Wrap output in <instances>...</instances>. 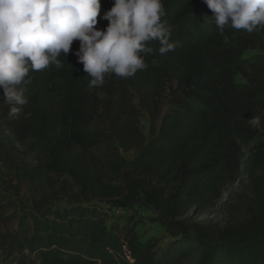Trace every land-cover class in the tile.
Returning <instances> with one entry per match:
<instances>
[{
	"label": "trees",
	"instance_id": "obj_1",
	"mask_svg": "<svg viewBox=\"0 0 264 264\" xmlns=\"http://www.w3.org/2000/svg\"><path fill=\"white\" fill-rule=\"evenodd\" d=\"M100 1L104 12L114 4ZM162 3L177 47L161 55L159 42H148V67L135 75L107 73L89 89L76 40L58 57L61 68L29 72L18 116L0 89V187H25L41 211L68 203L46 215L30 264H264V26L221 32L205 0ZM202 11L210 28L196 35L187 27ZM108 23L98 17L96 27ZM250 51L260 54L246 58ZM256 116L259 125L249 121ZM243 174L254 197L244 219H195ZM136 205L171 236L160 254L134 225L107 227L109 210Z\"/></svg>",
	"mask_w": 264,
	"mask_h": 264
},
{
	"label": "clouds",
	"instance_id": "obj_2",
	"mask_svg": "<svg viewBox=\"0 0 264 264\" xmlns=\"http://www.w3.org/2000/svg\"><path fill=\"white\" fill-rule=\"evenodd\" d=\"M214 13L217 29L225 26L252 33L264 26V0H205ZM100 0H0V89L18 116L27 103L25 91L30 71L63 65L58 57L74 54L91 79L88 88L102 86L105 74L131 77L148 67L142 56L146 45L158 41L161 55L174 51L171 26L162 22V0H114L101 16ZM98 17L109 23L98 29ZM155 64L156 62L153 61ZM259 125L260 117L249 120Z\"/></svg>",
	"mask_w": 264,
	"mask_h": 264
},
{
	"label": "rangeland",
	"instance_id": "obj_3",
	"mask_svg": "<svg viewBox=\"0 0 264 264\" xmlns=\"http://www.w3.org/2000/svg\"><path fill=\"white\" fill-rule=\"evenodd\" d=\"M103 13L101 8V16ZM162 22L169 25V20L166 18ZM210 23L211 18L206 11H202L199 16L192 17L187 28L196 35L205 34L210 28ZM258 54L260 52L250 51L245 57L250 58ZM237 82H244V78L239 76ZM167 107L168 105L164 107V111ZM140 126L143 132L148 135L150 118L146 112H142L140 115ZM133 154L130 152L127 156L132 157ZM251 192L247 177L243 174L240 182L227 187L222 199L215 207L207 212L196 214L195 219L206 224L222 226L232 217L242 220L246 217L247 207L254 199ZM33 199L34 194L25 187L20 194H17L14 188L4 184L0 187V264H30L31 250L42 242L40 228L45 225L46 217L68 207L65 200H57L53 206H46L41 211ZM100 205L108 207L103 203ZM44 211L46 214L42 213ZM107 217L108 228L111 224L121 227L134 225L140 242L157 240L156 250L159 254L171 240L169 233L156 221V213L151 209L138 205L131 210L112 208L107 212ZM123 250L127 251V248L124 247ZM74 252L86 254L85 250L77 246L74 247Z\"/></svg>",
	"mask_w": 264,
	"mask_h": 264
}]
</instances>
